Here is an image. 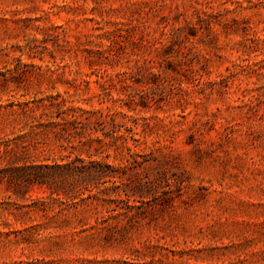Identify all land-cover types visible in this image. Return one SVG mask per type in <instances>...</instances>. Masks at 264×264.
<instances>
[{
  "label": "rangeland",
  "instance_id": "1",
  "mask_svg": "<svg viewBox=\"0 0 264 264\" xmlns=\"http://www.w3.org/2000/svg\"><path fill=\"white\" fill-rule=\"evenodd\" d=\"M74 93L123 106L132 156L104 154L115 184L92 190L118 196L75 209L1 182L0 264H264V0H0V139L20 103ZM81 216L117 230L62 223Z\"/></svg>",
  "mask_w": 264,
  "mask_h": 264
},
{
  "label": "trees",
  "instance_id": "2",
  "mask_svg": "<svg viewBox=\"0 0 264 264\" xmlns=\"http://www.w3.org/2000/svg\"><path fill=\"white\" fill-rule=\"evenodd\" d=\"M120 31L115 29L102 35L103 40L108 43V49L118 45L122 37L118 35ZM89 44L93 48H99L101 41L98 44L90 41ZM83 53L84 59L93 63L92 55H102L103 52L84 49ZM12 80L5 77L3 83L6 85ZM133 98L134 96H130L128 102L124 103L128 111L133 110V106L137 104ZM117 101L112 100V105L104 109L95 108L88 105L89 100L74 93L67 98L60 94L46 96L32 105L29 102L20 103L18 110H12V114L17 116V133L0 139V183L5 182L17 191L35 186L45 187L52 200L67 198L69 205L75 209L91 206L92 200L99 199L98 195L108 201L117 197L118 194L113 191L102 192L106 188L92 193L101 184H115L114 168L103 160L104 154L113 149L116 154L132 156L129 153L123 154L125 150L129 152L126 148L129 137L120 131L116 121V116L122 114L119 109H123ZM81 104L88 105L89 108ZM55 149L57 150L54 151ZM38 151L54 152L58 160L54 159L50 163L47 162L48 159L39 160L36 155ZM108 156L105 155V158ZM48 206L45 202L33 203V207L43 211ZM74 222V229L79 227L78 233H86L85 237L90 240L112 237L114 229L117 230L113 223L104 224L97 219L95 225L91 226L84 216L76 221L67 217L62 220L65 226Z\"/></svg>",
  "mask_w": 264,
  "mask_h": 264
}]
</instances>
